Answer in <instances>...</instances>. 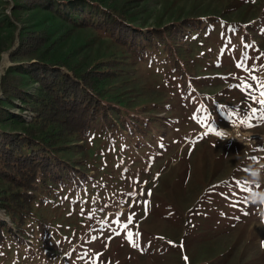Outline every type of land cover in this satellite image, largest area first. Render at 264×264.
I'll return each mask as SVG.
<instances>
[{"label": "rangeland", "instance_id": "1", "mask_svg": "<svg viewBox=\"0 0 264 264\" xmlns=\"http://www.w3.org/2000/svg\"><path fill=\"white\" fill-rule=\"evenodd\" d=\"M93 2L142 30L193 25L176 33L171 59L142 63L59 7L0 0V82L11 70L28 94L6 99L0 87L1 132L35 128L38 85L15 71L33 61L9 59L25 33L57 42L41 58L65 72L118 60L101 91L109 108L85 137L55 141L68 169L37 191L23 224L0 193V264H264V205L247 199L264 192V120L250 111L264 89L249 96L237 87L264 82V0ZM244 57L247 67L237 68ZM249 169L260 170L258 183Z\"/></svg>", "mask_w": 264, "mask_h": 264}, {"label": "trees", "instance_id": "2", "mask_svg": "<svg viewBox=\"0 0 264 264\" xmlns=\"http://www.w3.org/2000/svg\"><path fill=\"white\" fill-rule=\"evenodd\" d=\"M14 1L17 7L22 4L39 5L54 12L59 7L62 18H68L76 26L92 28L100 38L142 63L156 57L171 59V46L176 33L193 25L181 20L175 24L142 30L131 26L122 12L97 6L93 0H57L61 1V6L50 0ZM56 43L46 46L48 38L43 31L27 32L19 40L17 48L9 54L13 63L33 61L26 68L15 66V71L25 73L38 85V95L33 103L35 128L16 134L0 131V181L5 184V189L0 192L1 199L11 220L19 224L28 218L37 191L62 181L68 169L58 155L55 141L66 136L78 139L85 137L93 121L101 118L110 106L102 100L101 91L104 81L114 75V66L118 62L115 56L96 60L79 73L73 70L65 72L60 62L46 63L41 58ZM20 85L21 77L14 75L11 70L1 77L0 87L6 99L12 97L24 101L28 94ZM6 115L0 109V119L6 118ZM5 227L0 222V245L4 240Z\"/></svg>", "mask_w": 264, "mask_h": 264}, {"label": "snow or ice", "instance_id": "3", "mask_svg": "<svg viewBox=\"0 0 264 264\" xmlns=\"http://www.w3.org/2000/svg\"><path fill=\"white\" fill-rule=\"evenodd\" d=\"M246 61H247V57H244V61L241 62V63H238L236 65V67L239 68V69L246 68L247 67ZM249 71H254V69H249ZM250 79L251 80H256L257 77L255 75H252L250 77ZM237 87L241 91H244L245 89H247V94L249 96H251V94L254 91H258L259 89H264V82H261L260 84H258L256 86H253L247 80H242L241 83L237 85ZM253 103L256 104V105H259L260 108L258 109L256 107H253V108L250 109L251 114H252V118H254L256 116V113L259 110V111H261V119L264 120V91H259V95L253 99ZM249 126H251V125H249ZM262 150H264V149H262ZM148 194L150 195L151 193L149 192ZM220 194L222 196L224 195L223 193H220ZM130 195H133V194H130ZM115 222L116 221H113V223H115ZM129 222H131V218H129ZM117 235H119V233H117ZM127 239L129 240V243L133 244V246H138L137 244L133 243V233L128 232Z\"/></svg>", "mask_w": 264, "mask_h": 264}, {"label": "clouds", "instance_id": "4", "mask_svg": "<svg viewBox=\"0 0 264 264\" xmlns=\"http://www.w3.org/2000/svg\"><path fill=\"white\" fill-rule=\"evenodd\" d=\"M249 174L252 177L250 182L258 183L260 180L259 169H249ZM247 199L253 204L264 205V192H252L247 196Z\"/></svg>", "mask_w": 264, "mask_h": 264}, {"label": "bare ground", "instance_id": "5", "mask_svg": "<svg viewBox=\"0 0 264 264\" xmlns=\"http://www.w3.org/2000/svg\"><path fill=\"white\" fill-rule=\"evenodd\" d=\"M3 60H4V63H6V62H7L6 56H4V59H3Z\"/></svg>", "mask_w": 264, "mask_h": 264}, {"label": "built area", "instance_id": "6", "mask_svg": "<svg viewBox=\"0 0 264 264\" xmlns=\"http://www.w3.org/2000/svg\"><path fill=\"white\" fill-rule=\"evenodd\" d=\"M0 222H2V223H6V221H5V220H3V219H0Z\"/></svg>", "mask_w": 264, "mask_h": 264}]
</instances>
